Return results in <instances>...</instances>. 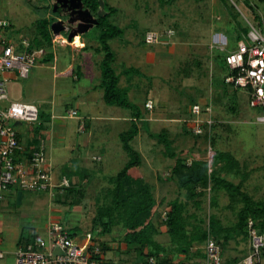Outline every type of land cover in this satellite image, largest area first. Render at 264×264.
Instances as JSON below:
<instances>
[{
	"label": "rangeland",
	"instance_id": "1",
	"mask_svg": "<svg viewBox=\"0 0 264 264\" xmlns=\"http://www.w3.org/2000/svg\"><path fill=\"white\" fill-rule=\"evenodd\" d=\"M106 4L117 9L107 21L124 30L123 35L109 42L118 57L122 55V46L128 43H140L136 52L142 55L141 47L148 48L149 45L143 44L148 32L164 34L166 30L173 31V35L166 38L168 44H155L169 45V48L163 49L161 61L144 65L139 56L137 61H133L134 71L126 76L136 81L131 85L134 96L128 95V99L133 104H141L138 106L144 116L138 122L139 133L130 144L141 155L140 172L153 187L159 218H164L166 202L176 198L185 202L186 199L176 183L169 179L174 159L165 156L164 146L150 138L149 132L167 131L173 141V150L183 153L182 157L188 161L192 158L209 161L211 146L213 150L231 152L250 173L243 189L255 200L264 198V123L256 121L260 110L250 106L245 89L235 88L226 80L229 73L219 57L236 48L237 36L240 29L247 26V21L260 28L254 17L263 21V3L258 0H166L164 3L159 0H100L99 9L93 14L81 6V0H61L60 4L58 0H0V22L7 20V26L0 27V33L5 29L6 35L10 33L16 43L30 41L35 35V21L45 15L44 8L52 5L53 12L46 11L45 17L53 18V23H63L64 30L59 33L67 41L59 43L56 51L63 45L78 50L83 42L88 51H81L80 58L93 63L92 68L85 67L86 71L78 82L73 79L71 70L64 72V65L61 64L66 61H61L59 57L58 62L55 59L38 64L27 79L11 77L6 83L10 101L33 103L43 111L47 121L41 119L42 128L45 127L41 137L48 140L50 134L64 129L65 139L62 142H57V138L54 140L50 162L53 171L56 174L62 172L60 176L68 179L75 191L72 194H65L64 190L61 193L23 191L24 198L20 204L16 195L5 193L0 199V221L6 226L1 233L0 264H14L22 229L25 236L33 230L36 236L45 240L51 223L61 225L78 242L91 239L105 243L109 248L106 259L117 264H134L140 258L135 246L124 243L121 225L104 233L101 232L102 227L94 224L96 209L104 202L106 189L111 187L108 178L115 176L128 162L119 134L132 125L131 111L105 104L99 89L90 91L100 82L102 60L101 53L90 50L98 47V31L94 22L98 15L105 13ZM80 23L92 26L80 35L76 33L74 40L69 41L71 29L78 28ZM240 38L243 39L242 36ZM73 57L77 60L73 63V70L77 73L80 58ZM127 66V61L122 63L116 59L112 64L116 72L122 68L126 70ZM146 94H150L155 105L147 115L141 103ZM77 104V116L68 117V112ZM194 105H199L202 110L199 116L191 113ZM90 116L93 119L89 130H79L84 121L82 119ZM197 117L202 122L203 133L207 125L205 120L220 125L214 133V145L205 136L193 132V120ZM147 118L149 120L145 121ZM14 126L24 141L26 132L33 127L19 122ZM48 147L49 142L46 144L47 151ZM220 175L234 183L240 181L236 175L223 172ZM210 196L207 192L202 198L200 209H195L192 204L187 206V215L197 218L191 216L188 221L205 229L209 216L215 214L224 226L233 225L236 213L229 207L225 193L218 192L216 208L210 206ZM192 226L187 228L189 234L192 233ZM158 230L160 233L155 240L165 248L160 253L169 254L173 262L183 261L185 255L195 254L191 250L186 254L180 251V246L172 241L165 227L159 226ZM202 231H194L193 236L201 235ZM201 245L195 241L190 247L198 251ZM249 252V240L240 237L230 240L223 250L224 264H241ZM261 260L264 262V256Z\"/></svg>",
	"mask_w": 264,
	"mask_h": 264
},
{
	"label": "trees",
	"instance_id": "2",
	"mask_svg": "<svg viewBox=\"0 0 264 264\" xmlns=\"http://www.w3.org/2000/svg\"><path fill=\"white\" fill-rule=\"evenodd\" d=\"M159 1L164 3L166 0ZM221 1L223 2L224 0ZM258 1L264 4V0ZM81 6L89 12L96 14L100 7V0H81ZM106 7L105 13L98 15L94 24V27L98 31V37L96 39L98 41V47H96V51L102 54L99 88L102 89V99L105 104L131 111L132 125L128 130L119 134L121 146L128 156V162L115 176L108 178V183L111 187L106 189L104 202L96 209V218L94 219L96 227L100 226L102 227L101 232L109 233L112 227L121 225L124 229V243L129 246H135L137 256L140 257L134 264H143L146 257L150 255H154L167 262H173L169 254L160 253L165 248L155 240V237L160 233L158 230L159 226L166 228V232L172 241L177 243L180 246L178 249L184 251L185 254L191 250L190 245L192 242L198 241L203 243L208 235L220 245L222 253L225 245L230 240L238 237L245 241L249 240L248 224L250 221L252 222V229L258 233H263L264 198L255 200L243 189L245 182L250 177V173L241 165L234 154L229 151L213 150L211 146L210 151L212 152L209 161L196 158L188 161L182 157L183 153L179 154L173 150V141L170 139L167 131H161L159 133L149 132L148 135L164 146V154L166 157L174 159L169 179L174 181L179 190L183 192L186 201L182 202L176 198L166 202L163 212L165 214L163 215L164 218H159L152 186L144 180L140 172L142 165L141 155L130 144L138 135V122L143 120L144 116L140 107L129 101L127 88H121L119 86L120 75L112 67L115 61V53L111 49L109 42L123 35L124 30L107 21V18L117 12V9L107 4ZM45 10L47 12H53V6L46 7V9L44 8ZM46 11L45 15L47 13ZM45 15L35 21V35L30 39L28 47L29 50L46 48L49 51L41 63H49L54 58V54L51 51L52 35L50 30V25L54 22V19L47 18ZM254 20H257L259 27H263L262 29H264V19L261 21L259 17L255 16ZM247 32L248 26L240 29L239 35L237 36V43L241 40L240 36H245ZM220 55L219 57H221L223 67L229 71L228 75L232 74L225 61L226 53ZM130 71H134V69L125 72L128 74ZM145 104L144 109L146 112L154 108V103L151 109L146 108ZM41 117H43L42 113H40V124L36 127L38 131L43 125ZM218 126L220 125L214 122H212L210 127L205 125L206 131L204 133L202 132L203 134H198V136H205L211 145H214V133ZM84 128L87 129L89 127L85 125ZM222 172L236 175L240 177V181L238 183L229 181L221 177L220 173ZM59 190H64L65 194H72L75 191L71 185L60 188ZM219 191L225 193L229 200V207L235 210V223L231 226H224L218 216L212 214L209 216L208 227L205 229H202L200 224H191L188 221L189 217L192 216L196 220L197 218L195 215H187V206L192 204L195 209H200L202 198L208 192L211 194L210 206L216 208L218 204L217 194ZM189 226H192V233L190 234L187 229ZM200 229L203 230L201 235L195 234L194 237V231ZM35 240L36 237L34 235L25 237L22 234L18 245L22 246ZM94 242L101 247L103 252L109 250L105 243ZM194 253L196 256L199 255L197 250ZM263 256L264 247L261 249V257ZM188 262L189 260L187 259L180 261L179 264H189Z\"/></svg>",
	"mask_w": 264,
	"mask_h": 264
},
{
	"label": "built area",
	"instance_id": "3",
	"mask_svg": "<svg viewBox=\"0 0 264 264\" xmlns=\"http://www.w3.org/2000/svg\"><path fill=\"white\" fill-rule=\"evenodd\" d=\"M6 26L5 21L0 22V27ZM247 26L248 32L242 40L238 41L236 48L226 52L225 61L232 73L226 77V80L235 88L247 91L250 106L260 110L256 121L264 123V29L257 28L249 21ZM51 35V51L55 57L56 46L67 41L62 35H54L52 31ZM172 35V30H166L164 34L148 32L145 34L144 42L149 45L168 44L166 38L169 39ZM28 47L27 40L16 43L12 39H0V199H3L5 193L12 188L19 191L51 193L55 188L70 185L66 178H62L58 185L54 184L52 170L46 166L44 139L39 137L37 143L30 147L14 126L16 122L26 123L33 126L28 129L32 132L36 129L35 126L40 124L38 106L33 103L10 101L5 89L11 77L27 79L32 69L40 64L49 52L46 48L29 50ZM221 49L224 51L223 48ZM152 106L151 100L145 104L148 109ZM206 110L208 111L209 108ZM201 112L199 105L192 106L193 115L199 116ZM67 116L75 117L77 111L71 109ZM204 122L208 127L212 124L210 120ZM83 129L82 123L79 125V130ZM192 130L195 134L203 132L202 122L198 117L193 120ZM248 228L250 252L243 258L241 264H264L261 260L264 232L258 233L252 229L251 221ZM198 249L202 251L203 257L196 264H224L220 245L209 235ZM105 254L106 252H103L94 240L78 242L77 238L61 225L51 223L47 227L45 240L36 238L34 242L18 247L14 264H117L106 259ZM143 264H179V262H167L150 255L146 257Z\"/></svg>",
	"mask_w": 264,
	"mask_h": 264
},
{
	"label": "crops",
	"instance_id": "4",
	"mask_svg": "<svg viewBox=\"0 0 264 264\" xmlns=\"http://www.w3.org/2000/svg\"><path fill=\"white\" fill-rule=\"evenodd\" d=\"M63 8H65L66 6H62ZM5 21V20H4ZM6 22H7V20H6ZM12 26V25H11ZM10 29V28H9ZM5 33V34H4ZM8 34V33H7ZM2 38H10V39H12L13 37L10 35V33H9V35H6V32H5V29L2 31V33H0V39H2ZM81 38V37H80ZM224 38H225V40L227 41V37L224 35ZM143 41V40H142ZM225 41V42H226ZM84 43L82 42L81 43V46H80V49H78V50H76V49H72L71 47H69L70 45H63V46H61V47H59L58 48V50L57 51H59V53L57 54V51L55 50V57L53 58V60L52 61H55V59L57 60V62H58V59H59V57H60V60L61 61H66L65 63H63V64H61V65H64V67H63V70H64V72H66V71H69V70H71L72 72H73V79L75 80V81H79V79L80 78H82L83 77V75H82V73H83V71H86V69H85V67H88V68H92L93 67V63L91 62V60H86V59H83V57H81L80 58V55H81V51H88V47H85V45H83ZM140 43H135V44H131V43H128V45L127 46H122V55H120V57H118L117 55H115V59L116 60H118V61H120V62H122V63H125L126 61L128 62V66H127V68H126V70H125V68H122L121 70H117V74H119L120 75V80H119V84L122 86V87H125V88H127V90H128V95L129 96H134V91L132 90V83H134V82H136V81H134L135 79H129V78H127L126 76H127V74H126V72L125 71H127V70H130V69H133L134 68V66H133V64H134V62L133 61H137L138 59H139V56H140V58H142V62H143V64L144 65H153L154 63H157V61L159 60V61H161L162 60V56H161V54H163V49H165V48H169V45H147L145 42L143 43V44H145V46L147 45L148 46V48H146V47H141L142 49H143V52H142V55H138L137 54V49H139L140 48V45H139ZM215 45H217V44H215ZM130 46V47H129ZM64 47V49H62ZM94 49V50H93ZM91 50V52L92 51H95V52H97L96 51V47L95 48H92V49H90ZM166 50V49H165ZM77 51H79V52H77ZM97 54H99L98 52H97ZM59 55V56H58ZM73 56H76V57H78L79 56V64L77 65V73H75L74 71L75 70H73V67H74V64L73 63H76L77 62V60H74L73 58ZM120 59V60H119ZM139 64H141V63H139ZM138 65V64H137ZM97 66V65H96ZM37 67V66H36ZM36 67H34L33 69H32V71H31V73L33 72V70L36 68ZM137 67H139V66H137ZM38 68H40V67H38ZM124 69V70H123ZM228 71V70H227ZM228 73H229V71H228ZM100 74V73H99ZM30 76H31V74H30ZM29 78V77H28ZM124 79V80H123ZM100 90V92H101V96H102V94H103V92H102V89L101 88H99V82H97V84H95L92 88H91V90L90 91H92V92H96L97 90ZM89 93V92H88ZM78 97V96H77ZM149 100H151L152 102H153V100H152V98L150 97V94H146V96H144V100L143 101H141V103H143L142 105H143V108H144V104L147 102V101H149ZM88 103V102H87ZM87 103L85 104H83V105H87ZM154 103V102H153ZM138 105H141L140 103H138ZM155 106V105H154ZM79 107V104H77L75 107H73L72 109H74V110H76L77 108ZM39 108V107H38ZM40 109V108H39ZM85 110L87 111V112H89V113H91L90 111H89V109L88 108H85ZM145 110V109H144ZM40 113H42L43 114V117H41V119L43 120V121H47V120H45L44 119V113H43V111L40 109ZM149 113H151V111H145V115H147V114H149ZM91 119H93V116H90L89 118H83L82 120H84V121H82L83 122V124H84V126L85 125H87V127H90V121H91ZM149 119L147 118V120H145V121H148ZM81 123V122H80ZM79 123V124H80ZM45 129V127L44 128H41L39 131L38 130H36V129H34L32 132L30 131H27L26 132V134H25V141L28 143V145L31 147V146H33V145H35L37 142V139L39 138V137H41V135H42V131ZM84 129H86V128H84ZM88 130H89V128H87ZM43 139H44V141H45V153H46V166H48V167H50L51 168V170H52V180H53V182H54V184H56V185H58L59 184V182L61 181V179L63 178L62 176H60L61 174H62V172L60 173V171L59 172H57V174L53 171V166L51 165V157H52V151L54 150V140L57 138V142H62L64 139H65V133H64V129L61 131V132H57V133H55L54 135H52V134H50L49 135V139L47 140V138L45 139L44 137H42ZM23 139V138H22ZM24 140V139H23ZM47 142H49V147H48V149H49V151H47L46 150V144H47ZM100 158V157H99ZM53 172H54V174H53ZM150 184V183H149ZM151 185V184H150ZM152 186V185H151ZM60 188H55V189H53L52 191H58L57 193H61V190H59ZM152 189H153V187H152ZM18 192H21L22 193V196H21V202L23 201V198H24V194H23V191H19V190H17L16 188H12L8 193L9 194H13V195H16V199H17V194H18ZM48 193V192H47ZM20 202V203H21ZM5 224V223H4ZM4 224H3V221L1 220L0 221V236H1V238H2V235H1V233H2V229H4V228H6V226H4ZM4 227V228H3ZM30 232L27 234V236L28 235H34L36 238H39L38 236H36L35 235V233L33 232V230H29ZM24 230L22 229L21 230V232H20V235H19V238H18V242H19V240H20V238H21V235L23 234L24 236H25V234H24ZM27 236H25V237H27ZM3 240V239H2ZM18 242H17V244H18ZM196 250L195 249H191V252L192 253H194ZM2 253V252H1ZM198 256H196L195 254H193L192 255V258L190 259V255H185L184 256V260H189V262L188 263H199L200 261H201V259H202V257H203V253H202V251L201 250H198Z\"/></svg>",
	"mask_w": 264,
	"mask_h": 264
},
{
	"label": "water",
	"instance_id": "5",
	"mask_svg": "<svg viewBox=\"0 0 264 264\" xmlns=\"http://www.w3.org/2000/svg\"><path fill=\"white\" fill-rule=\"evenodd\" d=\"M58 2H59V4L61 3V0H58ZM95 22H96V20H95ZM95 22H94V24H95ZM63 25V23H53L52 25H51V31H52V33L54 34V35H58V34H60L59 32L61 31V30H64V27L62 26ZM79 27L78 28H72L71 29V32L69 33V35H68V39H69V41H71L72 40V38H74L75 37V35H76V33L78 34V35H80L81 33H82V31H87L92 25H82L81 23L78 25ZM57 30V33H55V31ZM21 196H22V193L21 192H18V194H17V203L18 204H20V202H21Z\"/></svg>",
	"mask_w": 264,
	"mask_h": 264
}]
</instances>
